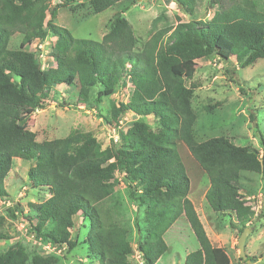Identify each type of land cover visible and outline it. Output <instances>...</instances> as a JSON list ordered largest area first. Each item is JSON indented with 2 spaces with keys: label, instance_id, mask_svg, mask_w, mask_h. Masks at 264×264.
Segmentation results:
<instances>
[{
  "label": "trees",
  "instance_id": "16d2710c",
  "mask_svg": "<svg viewBox=\"0 0 264 264\" xmlns=\"http://www.w3.org/2000/svg\"><path fill=\"white\" fill-rule=\"evenodd\" d=\"M189 18L160 28L142 41L124 12L127 0H0V197L14 158L30 161L27 177L33 188H45L47 198L31 204L35 222L30 234L44 244L70 253L77 246L97 264H132L128 226L114 199L119 174L128 188L130 202L142 210L133 225L136 249L143 264H156L167 250L164 234L183 215L198 243L185 254L184 264H230L223 247L212 245L188 198L190 180L177 149L185 144L206 174L205 200L219 215L231 219L239 233L254 215L245 198L243 172L264 176L262 150L233 144L227 136L197 141V115L191 106L193 89L187 85L195 61L203 58H234L240 68L264 58V11L254 0H209L215 14L195 18L198 0H172ZM122 6L100 40L75 38L55 24L63 7L87 5L93 13ZM47 13L50 18L45 21ZM20 34L18 48L9 41ZM54 37V65L43 68L33 43ZM131 85L127 101L109 109L107 121L130 112L135 116L120 132V143L100 140L93 132L71 129L64 137L38 141L28 129L26 116L42 108L49 89L73 86L85 97L93 94L95 108L115 94L118 85ZM68 97L69 101V96ZM150 119V122H148ZM250 118H253L251 116ZM22 214L15 203L7 215ZM81 216V230L74 219ZM0 216V227L2 226ZM249 225V224H248ZM75 232L73 233V231ZM8 236L0 231V240ZM82 244V245H81ZM249 259V258H248ZM242 260V259H241ZM52 254L29 253L20 242L0 251V264H56ZM243 264H247L243 261Z\"/></svg>",
  "mask_w": 264,
  "mask_h": 264
},
{
  "label": "rangeland",
  "instance_id": "374dc122",
  "mask_svg": "<svg viewBox=\"0 0 264 264\" xmlns=\"http://www.w3.org/2000/svg\"><path fill=\"white\" fill-rule=\"evenodd\" d=\"M133 1V5H128ZM209 0H198L195 18H210L217 7L209 8ZM260 11H264V0H254ZM60 0H50V6ZM119 6L93 13L87 5L58 9L55 24L67 28L75 38L100 40L106 32L115 13L122 6H127L124 12L133 29L142 41L156 30L174 26L178 19L185 21L189 16L172 0H127ZM50 18L47 13L45 21ZM54 37L48 36L44 42L36 43L30 50L39 49L38 61L43 68L54 65L51 55ZM20 34L15 33L9 48H18ZM31 46V45H30ZM194 74L187 80V85L193 89L191 106L197 115L194 126V136L197 141L210 137L227 136L238 146H251L261 152V138L264 139V58L256 60L252 65L240 68L234 58L224 60L218 57L203 58L195 61ZM131 85H118L115 94L104 98L95 108L93 94L88 97L78 95L73 86L60 84L46 93L41 101L42 108L27 115L28 129L36 132L38 141L64 137L71 129L93 132L100 140L114 144L117 148L121 139L120 132L126 129L135 116L130 112L121 114L117 122L107 121L111 105L118 101H127ZM69 96V101L68 97ZM253 116V118H250ZM150 122V119H148ZM177 149L186 168L190 180L189 198L198 208L205 232L212 245L223 247L228 253L230 264H243L239 257L237 240L240 235L238 227L232 228L230 222L235 219L214 212L205 200V192L209 186L206 174L199 169L196 161L190 155L185 144L177 141ZM33 163L14 158L12 168L4 180L5 196L0 197V216L2 226L0 231L8 238L0 240V251L7 250L16 242L23 244L29 253L42 255L52 254L57 258L56 264H97L86 257V249L77 246L70 253L57 249L35 239L30 234L29 224L35 222L31 204L47 198L45 188H33L27 177V170ZM114 199L118 202L121 219L129 230V240L133 254L129 260L132 264H143L136 249L138 233L133 220H142V210L135 207L129 199L128 188L122 177L114 173ZM242 183L247 189V203L252 206L254 215L247 226L251 228L246 236L244 250L250 259L249 264H264V176L258 173L243 172ZM17 203L19 210L16 218L7 215L8 208ZM74 229L81 230L82 219H74ZM73 231V233L75 232ZM167 250L159 257L156 264H184L187 252L198 247V243L183 215L168 228L164 235ZM82 245V244H81Z\"/></svg>",
  "mask_w": 264,
  "mask_h": 264
},
{
  "label": "water",
  "instance_id": "95a60500",
  "mask_svg": "<svg viewBox=\"0 0 264 264\" xmlns=\"http://www.w3.org/2000/svg\"><path fill=\"white\" fill-rule=\"evenodd\" d=\"M250 230H251L250 227H245L240 233L238 240H237V248H238L239 257L243 261H246L247 264L250 263V259H248L247 254L245 253L244 246H245L246 236L248 235Z\"/></svg>",
  "mask_w": 264,
  "mask_h": 264
},
{
  "label": "crops",
  "instance_id": "0c3cea01",
  "mask_svg": "<svg viewBox=\"0 0 264 264\" xmlns=\"http://www.w3.org/2000/svg\"><path fill=\"white\" fill-rule=\"evenodd\" d=\"M188 195H189V193H188ZM188 198H189V196H188ZM189 199H190V198H189ZM190 200H191V199H190ZM192 203H193V202H192ZM193 205H194V203H193ZM194 208H195V210H196V212H197V214H198V216H199L200 221L202 222L201 217H200V214L198 213V208H197V206L194 205ZM174 223H175V222H174ZM174 223H173V224H174ZM173 224H172V225H173ZM202 224H203V222H202ZM172 225H171V226H172ZM203 227H204V226H203ZM165 233H166V232H165ZM164 235H165V234H164ZM187 253H188V252H187ZM157 261H158V260H157Z\"/></svg>",
  "mask_w": 264,
  "mask_h": 264
},
{
  "label": "built area",
  "instance_id": "2783aa9c",
  "mask_svg": "<svg viewBox=\"0 0 264 264\" xmlns=\"http://www.w3.org/2000/svg\"><path fill=\"white\" fill-rule=\"evenodd\" d=\"M34 44H35V43L31 44V46H29V47L31 48ZM47 246H49V245H47Z\"/></svg>",
  "mask_w": 264,
  "mask_h": 264
}]
</instances>
